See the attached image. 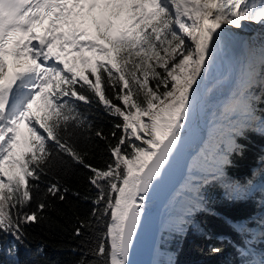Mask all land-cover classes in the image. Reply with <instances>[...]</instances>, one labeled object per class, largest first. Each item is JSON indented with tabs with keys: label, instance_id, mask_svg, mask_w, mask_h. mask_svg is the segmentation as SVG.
<instances>
[{
	"label": "trees",
	"instance_id": "16d2710c",
	"mask_svg": "<svg viewBox=\"0 0 264 264\" xmlns=\"http://www.w3.org/2000/svg\"><path fill=\"white\" fill-rule=\"evenodd\" d=\"M173 22L163 8L134 25L127 38L110 39L109 60L82 77L55 79L49 106L35 115L38 136L19 158L25 179L14 176L0 193V264L120 263V229L135 187L122 184L128 167L119 155L133 158L141 147L128 137L123 112L148 114L172 88L170 70L179 59ZM240 133L244 148L225 164V181L245 173L243 162L257 154H250L249 141L261 135ZM202 188L203 207L185 233L171 237L174 264H249L238 245L246 246L262 192L230 196L214 179Z\"/></svg>",
	"mask_w": 264,
	"mask_h": 264
},
{
	"label": "bare ground",
	"instance_id": "6f19581e",
	"mask_svg": "<svg viewBox=\"0 0 264 264\" xmlns=\"http://www.w3.org/2000/svg\"><path fill=\"white\" fill-rule=\"evenodd\" d=\"M85 1L86 0H70L71 10L68 12V17L62 20V24L58 27L56 32L49 33L44 39L38 38L42 31L33 36V40L41 41V46L38 42L36 43L33 41L31 46L25 45L20 49L18 59L16 60L19 81L12 89L7 105L0 107V129L1 127H4L8 130L7 136L3 139L2 144L7 142L10 132H12L9 131V126L12 124V120H10L9 117H11L14 112L20 110L22 105L21 101L32 92V89L29 90L31 88L29 87V84L35 85L36 80L46 72V69H43V65H48L54 62L55 59L53 56H56L55 53L57 51L55 45H58L59 41L67 40L66 42L64 41V44L67 43V45L65 44V49H71L70 44H73L72 46H74L78 41L80 42L84 39H76L74 35L77 22L83 20L79 14L81 13V6H79V3H84ZM155 1L159 0H149V6ZM203 1L206 2L207 5L203 11L199 10L200 8L198 9L191 6L193 0L162 1L165 3H171L176 14L180 12L182 16L188 17L189 15H187V13H195L200 29L197 30L196 33V46L192 47L194 52L196 50L193 54L196 59V64L194 65L190 77L184 82H178L175 84V90L170 92L160 105H156L153 110L148 113L150 115L141 120H138L140 118L135 117L130 124V133L132 134L131 136L133 139H136V141L140 142L142 145L145 143L144 147L141 149H134L136 152L134 158L139 157L143 153L149 152L147 156L141 157L140 165H137L134 168H137L136 171H132L128 167V172L125 178L132 175L133 181L131 179H129V181L124 179V182L122 183L126 186H134L135 190L142 165L151 156L159 140L171 128H179L182 125H190L193 124V122H196L198 126H203L207 130L205 141L194 148L189 173L182 183L183 187L181 188V191L174 194L164 208L161 217L164 236L156 249V256L153 264H163L164 259L170 264L172 259L175 258L172 263L174 264L177 257V250L169 245L171 237L173 234H180L186 231L185 229H187L189 217L194 213L195 207H199L202 204V194L197 193L194 189L192 191L190 190L191 192L189 191V188L192 186L196 188L198 179L203 177L201 171L205 169L203 167L206 165L200 157L207 154L212 149V142L220 139L222 133L219 134L217 137L218 139L211 137H214L221 131L230 135L232 131L227 130H233V127L231 126L236 124V122H231L229 125L225 126L224 129V122L221 119V116H219V119L218 115H221V112H226L228 108H232L233 106L231 105H234V103L241 104V99L238 96V93L241 91L240 88L255 79L254 73H252L254 63L248 55L251 52L252 41L248 40L247 36L249 33L247 34L246 32L249 28L252 30L251 32L254 31L253 23L251 27L246 24L245 16H251L259 4H264V0H245L235 16L228 14L224 9L221 10L219 0ZM202 4L205 3L201 2L200 5ZM186 7L188 10H185ZM188 20L192 22L190 19ZM240 31L242 35L241 37L238 35ZM192 34L195 36V33ZM62 48L63 47L58 48V58L61 56L60 53ZM38 65H40V67H38ZM1 71L2 70L0 69V72ZM259 75L260 73L256 78H260L261 75L260 77ZM44 79L45 78L43 77L42 80ZM262 81L264 84L263 77ZM219 93H222L223 96L221 99L217 100V105L211 106V108L208 101L209 97L213 98L218 96ZM174 98L176 101H184L180 106L173 104V106L176 107L173 108L171 99ZM156 107H158V109L155 110ZM222 108H224V110H221ZM24 112H26V110ZM243 113L244 114L238 115L240 117H238L237 121L240 123L241 119L250 121L248 122L250 129L261 135L257 142L260 146L255 155L256 158L254 157L255 163H258L264 159V117L259 114H254L246 106L243 108ZM146 115L147 114L144 116ZM226 115L227 114L225 113L224 116ZM221 126L223 127L221 128ZM231 140L232 148L234 145L232 137ZM119 157L121 162H130L134 159L132 158L129 160V157L125 153H121ZM252 164L251 166L249 165V169L246 172L251 171L250 169L254 167V164L253 166ZM128 165L131 166V163ZM208 166L210 167V164H208ZM137 172L139 173L136 177ZM216 176L220 177L221 172L219 171ZM135 190L132 200L135 198ZM191 195L196 199V201L194 200V204ZM263 219L264 211L252 218V220L258 221ZM256 230L258 231L259 229ZM163 247H167V251H164L162 249Z\"/></svg>",
	"mask_w": 264,
	"mask_h": 264
},
{
	"label": "rangeland",
	"instance_id": "374dc122",
	"mask_svg": "<svg viewBox=\"0 0 264 264\" xmlns=\"http://www.w3.org/2000/svg\"><path fill=\"white\" fill-rule=\"evenodd\" d=\"M109 1L110 0H98L96 5L93 7H87L85 9L81 8V13L79 14L83 18V20L77 22L74 37H76V39H80V38H84V39L81 40L80 42L78 41V43H76V45L74 46H72L73 44H70L71 49L70 48L66 49L68 53V61L66 59L64 60L62 59L61 61L59 60L57 56H53V58L55 59L54 62L48 65H43V68L46 69V72L43 75H41L40 78H38L36 84L35 85L29 84V87H33V89L30 95H28V97L26 98V100L28 99L27 101H30V104L28 105L29 108L28 107L25 108L26 128L23 129L24 138H22V140L17 138V135H15L11 129L12 128V124H11L9 128L11 129L12 132H10L7 142H4L3 144L2 142L0 143V193L9 184L11 179L14 178V176H19L22 180L25 179V170L23 166L20 164L19 158L21 154L30 150V141L36 136H38V128L33 123V119L37 113H40L46 107L49 106V103L51 101L50 96L53 93V92L51 93V88L53 86V82L55 78H57L58 75H60L63 72L67 74H74V75L82 76L85 70H90L94 68L98 61L109 60L110 59V49L107 46V41H109L111 37L116 38L117 40H120L124 37V35H125V38L131 35L133 30H130V32H128L129 31L128 29H126L128 31H124L122 29L125 26L128 27L129 24L131 23L128 21L130 15L132 16L133 20H137L136 21V24H137L139 21L147 17H152L155 13L158 14L160 10H162L163 8H166L167 6L166 5L167 2L166 3L162 2L163 0L152 2V5L150 7H149V0H111V1H114L115 5H120L121 2L123 3L120 8H114L113 6H108ZM201 2H204V1L203 0H193V4H191V6L194 8H198V9L200 8L199 10L203 11L207 5L206 4L200 5ZM142 9H143V12H142ZM185 10H188V8L186 7ZM172 13L174 12L172 11ZM177 14L180 15L184 19L185 18L190 19L195 25H193L192 23L191 25L186 24L175 13L173 14L174 22L172 24V27L176 33V36L178 37L173 48H175L176 55L178 56L179 59H178V62L175 64L174 68L170 70V74L173 79L172 88L165 94L163 99L157 105H160L165 100L166 96L170 92L175 90V84H177L178 82H184L190 77V75L193 72L194 65L196 64L195 62L196 59L193 56L196 50L194 52V50H192V47L196 46L197 27H198V30H200L198 26L197 17L195 13H187V15H189L188 17L182 16L180 12ZM111 17H114V19H111ZM252 20H253V30L254 31L250 32L247 38L248 40L252 41L251 52L248 55L250 56V58L252 59L254 63V69L252 73H254L255 79L252 82H249L250 80L249 78L248 80L249 83L245 85L244 87L240 88L241 91L238 93V96L239 97L243 96L245 98L247 102L245 103L246 105L251 104L250 102L251 100L253 102V105L251 104L253 108L251 109H253L256 113L253 111L252 112L254 114H259L261 112V106H262V109L264 110V84L262 81V77L264 78V7H261L259 9H256V11H254L252 15ZM200 28H201V23H200ZM192 33H195V36ZM238 35H240V37L242 36L241 31L239 32ZM66 41L67 40H65V42ZM65 44L67 45V43ZM65 44L63 46H65ZM184 44L185 46L188 44L187 49H184ZM38 66L40 67V65ZM259 73L261 77L256 78L258 77ZM43 77L45 78L44 80H42ZM222 96L223 94L219 93L218 96H215L213 98L209 97L208 99L209 106L210 107L216 106L217 100L221 99ZM254 99H256V101ZM183 101L184 100L176 101L175 98L171 99L172 106L173 104H175L176 106H180L183 103ZM255 102L259 104L256 110H255ZM24 105H25V102H24ZM234 106L235 105H233V107ZM158 107H156L155 110L158 109ZM173 108H176V107L173 106ZM144 115L145 114H140L138 111L124 113V116L127 118L129 125L131 124L132 120L135 117L140 118L138 120H141L150 114H147L146 116ZM236 129L237 128H234L233 130H227V131H232V132L230 133L231 136L228 135V137L225 138L227 139L225 140V143H226L225 145L223 141L221 140H215L212 142V148L214 147L213 150H216L218 146H222L224 148L223 157L219 160V164L221 166H223V163H224V167H225V163L231 162L233 155L238 156V154H240L241 152L240 149L244 148L243 145L238 141V139H236L237 135L241 134L240 133L241 131H238ZM128 134L130 137H132L131 133L128 132ZM218 136L219 134L217 133L214 137L217 138ZM231 137L234 140V143H233L234 145L232 146V148H231V142H232ZM132 140H133V137H132ZM143 144L145 145V143ZM249 144H251L252 146L250 148V154H252L253 152L257 153L256 150L259 148L260 144L257 143L254 139H251L249 141ZM144 145H142V147H144ZM148 153L149 152L143 153L139 157L134 158L132 161H130L129 163H131V166H129V168L132 171H136L137 168L136 169L134 168L137 165H140L141 157L147 156ZM228 153H229V156H228ZM253 159L254 157H250V159L248 161L243 162V164L247 163L248 165L251 166L252 163L253 164L255 163V160ZM237 167L241 168L242 166L238 165ZM252 168L250 169L252 170L250 176L244 182L240 184L237 183L235 187L236 193L241 196H245L246 193H248V186H249L248 184L252 182L253 177L255 176L254 174L256 171L254 167ZM223 171L221 170V175ZM138 173L139 172L136 173V177ZM242 174L243 172L235 176L241 177ZM125 179L128 181L129 179H131L133 181V176L130 175L128 178H125ZM204 181L205 180L201 179L196 184L198 191L200 190L199 186H201V184ZM221 182L223 183L227 182L230 186L232 184H236L234 181H232V178H231V181L224 182L223 178L221 177L220 183ZM224 192L226 193L227 191H224ZM200 193L202 192L200 191ZM202 198L205 199V193H202ZM263 210H264V207L260 209L256 205L255 214L252 218H254L257 214H259ZM253 221L255 222L254 227H257V228L263 227V223H262L264 222L263 220L262 221L253 220ZM172 227H175V226H172ZM254 227H252L250 230H253ZM249 238L254 239V236L251 235L249 236ZM162 249L164 251H167L168 248L163 247ZM238 249L240 251H243L244 253L250 250L248 249L247 246H240V245H238ZM174 259L175 258L172 259L170 264L173 263ZM163 264H168L165 259H164Z\"/></svg>",
	"mask_w": 264,
	"mask_h": 264
},
{
	"label": "water",
	"instance_id": "95a60500",
	"mask_svg": "<svg viewBox=\"0 0 264 264\" xmlns=\"http://www.w3.org/2000/svg\"><path fill=\"white\" fill-rule=\"evenodd\" d=\"M206 134V128L196 122L171 128L142 165L135 198L121 224L118 241L120 264H153L161 236L164 207L183 186L194 148L205 141Z\"/></svg>",
	"mask_w": 264,
	"mask_h": 264
}]
</instances>
